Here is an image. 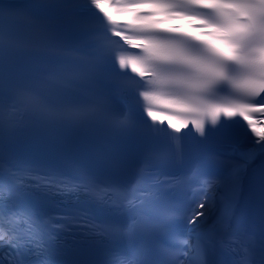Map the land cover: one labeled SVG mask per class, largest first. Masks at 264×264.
I'll use <instances>...</instances> for the list:
<instances>
[{
	"label": "snow or ice",
	"instance_id": "1",
	"mask_svg": "<svg viewBox=\"0 0 264 264\" xmlns=\"http://www.w3.org/2000/svg\"><path fill=\"white\" fill-rule=\"evenodd\" d=\"M238 121L246 129L241 142L204 152L211 130ZM30 124L37 160L5 168L6 147ZM261 127L264 0H0V201L8 202L7 210L0 206V251L7 264H21L22 249L34 264H47L53 218L28 206L32 187L49 197L84 194L95 205L103 219L70 211L48 235L83 221L88 232L122 241L102 264H215L217 249L231 264H264ZM96 128L118 137L123 150L94 153L54 135ZM186 157L187 174L162 179L156 170ZM44 160L67 174H40ZM129 166L133 181L114 176Z\"/></svg>",
	"mask_w": 264,
	"mask_h": 264
},
{
	"label": "bare ground",
	"instance_id": "2",
	"mask_svg": "<svg viewBox=\"0 0 264 264\" xmlns=\"http://www.w3.org/2000/svg\"><path fill=\"white\" fill-rule=\"evenodd\" d=\"M260 130L264 131V127H261ZM246 129L244 127L236 128L232 131L231 138H232V143H239L243 140L244 135H245ZM228 144L220 145L217 147V151H222L224 150V147ZM2 251H0L1 253Z\"/></svg>",
	"mask_w": 264,
	"mask_h": 264
}]
</instances>
